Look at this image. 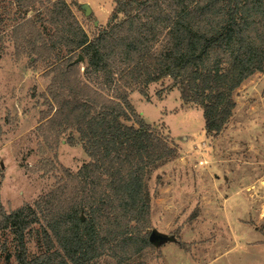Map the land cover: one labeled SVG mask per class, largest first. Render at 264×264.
<instances>
[{
  "label": "trees",
  "instance_id": "1",
  "mask_svg": "<svg viewBox=\"0 0 264 264\" xmlns=\"http://www.w3.org/2000/svg\"><path fill=\"white\" fill-rule=\"evenodd\" d=\"M15 2L17 53L52 74L39 128L56 143L77 132L89 161L77 172L64 167L65 177L33 203L7 211L0 199V235L13 232L18 264H148L156 250L150 180L179 149L136 110L130 90L147 97L149 84L170 77L181 99L202 109L206 133L219 135L235 91L264 72V0H115L92 36L73 10L82 9L77 0ZM3 133L0 124V140ZM1 249L8 252L0 245V260Z\"/></svg>",
  "mask_w": 264,
  "mask_h": 264
},
{
  "label": "rangeland",
  "instance_id": "2",
  "mask_svg": "<svg viewBox=\"0 0 264 264\" xmlns=\"http://www.w3.org/2000/svg\"><path fill=\"white\" fill-rule=\"evenodd\" d=\"M77 1L92 6L89 16L73 6L91 36L106 27L115 0ZM17 9L15 0H0V199L7 211L54 188L65 177L64 167L77 172L89 161L77 132H63L56 143L39 128L45 122L42 112L49 108L44 93L52 74L47 63H33L28 53H17L11 37L20 19ZM146 89L147 97L130 90L131 101L179 149L178 157L150 180L151 192L157 194L149 234L156 231L165 238L156 243L148 264H264V72L235 91L233 116L217 136L206 133L202 109L185 103L170 77ZM70 136L77 139L75 145L68 142ZM15 242L13 232L1 233L0 245L8 252L1 249L0 264H18ZM28 246L31 254L38 253L34 233Z\"/></svg>",
  "mask_w": 264,
  "mask_h": 264
},
{
  "label": "water",
  "instance_id": "3",
  "mask_svg": "<svg viewBox=\"0 0 264 264\" xmlns=\"http://www.w3.org/2000/svg\"><path fill=\"white\" fill-rule=\"evenodd\" d=\"M82 5V9L84 10V13L86 16H89L92 13V8L88 3H83ZM80 59L82 60L83 57L80 56ZM3 166V164H2ZM82 219H84V217H82ZM165 236L162 234L157 233L156 231H152L150 234V240L151 242L157 243L158 241L164 239Z\"/></svg>",
  "mask_w": 264,
  "mask_h": 264
},
{
  "label": "crops",
  "instance_id": "4",
  "mask_svg": "<svg viewBox=\"0 0 264 264\" xmlns=\"http://www.w3.org/2000/svg\"><path fill=\"white\" fill-rule=\"evenodd\" d=\"M112 1H113V0H112ZM80 3H81V4H83V3H88L89 5H91L89 2H83V1H80ZM112 4H113V6H114V5H115V2H113ZM113 6H112V8H113ZM91 7H92V6H91ZM112 8H111V9H112ZM92 11H93V9H92Z\"/></svg>",
  "mask_w": 264,
  "mask_h": 264
}]
</instances>
